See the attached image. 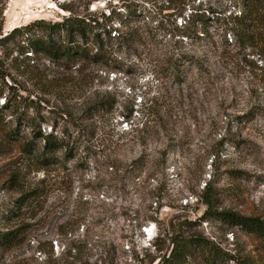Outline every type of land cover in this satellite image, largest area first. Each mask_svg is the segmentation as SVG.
Returning a JSON list of instances; mask_svg holds the SVG:
<instances>
[{
  "label": "rangeland",
  "instance_id": "1",
  "mask_svg": "<svg viewBox=\"0 0 264 264\" xmlns=\"http://www.w3.org/2000/svg\"><path fill=\"white\" fill-rule=\"evenodd\" d=\"M200 1L178 17L170 0H0V39L71 12L137 10L126 28L114 19L113 27L130 34L110 44L105 66L65 69L34 55L36 68L23 75L8 57L13 43L0 45V60L26 99L21 111L42 118L43 132L76 152L74 160L40 168L0 136V233L22 232L18 246L0 248V264H165L166 235L178 227L241 261L264 253V241L204 218L199 197L209 183L220 208L264 220V81L259 56L231 43L233 0ZM192 7L198 16L185 25ZM148 100L154 106L142 130ZM30 192L39 197L13 217ZM188 264L205 263L196 256Z\"/></svg>",
  "mask_w": 264,
  "mask_h": 264
},
{
  "label": "trees",
  "instance_id": "2",
  "mask_svg": "<svg viewBox=\"0 0 264 264\" xmlns=\"http://www.w3.org/2000/svg\"><path fill=\"white\" fill-rule=\"evenodd\" d=\"M197 1L201 3L200 0H170L172 4L175 3L179 7L178 17L184 14V12L183 14L180 12L181 10H185L191 3ZM233 2L238 11L230 15L228 23H226L228 33L233 36L231 43L239 49H250L259 56L263 64L260 70L264 81V0H233ZM129 8H127L126 16L114 13H110L108 16L91 13L79 15L70 11V15L60 22L38 20L14 28L0 39V45L13 43L14 48L11 49V54H8V57L12 56V66L19 72L22 70L23 75H30L36 68L34 64L30 63L31 57L34 55L44 57L57 67L65 69H69L78 62L82 64L92 62L105 66L109 64L110 60L108 56L111 50L110 44L113 41L123 40L126 35L130 34L129 32H120L119 29H116L117 27L112 26L117 16L118 20L116 21L119 26L128 27V24L137 15L136 9ZM198 10V8L192 7L193 13L187 16L188 20L185 21V25H190L194 21L198 16ZM186 36L188 35L184 37ZM14 53L16 56L13 55ZM22 67L24 68L22 69ZM40 73L42 74V71ZM173 77L177 80L180 75L173 73ZM44 87L47 88V85ZM18 93L14 78L11 77L5 63L0 60V101H2V105H0V136L4 141L15 145L22 155L29 157L40 168L59 166L70 159L74 160L76 152L64 138L53 132H43L41 125L45 121L42 118L37 119V117H32L21 111V106L26 103V99ZM153 106L154 101L148 100L141 110L142 119H146L142 123V130L147 127L148 119L152 116ZM133 112V108L127 109L123 118L130 120ZM9 117L13 121H7ZM14 121L17 124L16 127H13ZM27 130L30 133L29 137L23 133ZM60 153H62L61 156ZM38 197L39 195L34 192L23 195L17 200V209L13 210L15 215L13 212L10 213L15 218L22 216L21 211ZM199 198L206 206L205 219H215L232 227H239L259 243L264 241V220L258 216L244 215L233 209L220 208L221 197L211 187V184H205ZM187 225H193V223ZM21 236L22 232L19 229L1 232L0 248L8 251L18 246ZM166 237L172 248L165 264H188L189 260L196 256L202 259L205 264H227L232 261L235 264H264L263 252H254L256 254L241 261L237 255L229 254L212 240L185 233L181 227L175 228Z\"/></svg>",
  "mask_w": 264,
  "mask_h": 264
}]
</instances>
